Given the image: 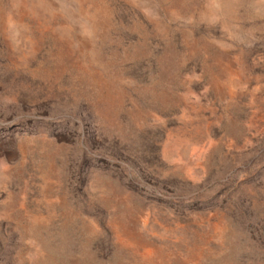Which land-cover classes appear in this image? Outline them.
Listing matches in <instances>:
<instances>
[{"label":"rangeland","instance_id":"374dc122","mask_svg":"<svg viewBox=\"0 0 264 264\" xmlns=\"http://www.w3.org/2000/svg\"><path fill=\"white\" fill-rule=\"evenodd\" d=\"M0 264H264V0H0Z\"/></svg>","mask_w":264,"mask_h":264}]
</instances>
